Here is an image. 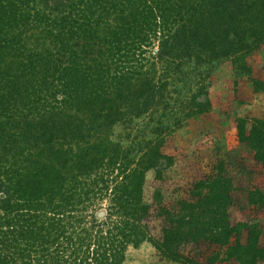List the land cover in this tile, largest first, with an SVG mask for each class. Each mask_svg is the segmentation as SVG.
<instances>
[{
	"label": "trees",
	"instance_id": "16d2710c",
	"mask_svg": "<svg viewBox=\"0 0 264 264\" xmlns=\"http://www.w3.org/2000/svg\"><path fill=\"white\" fill-rule=\"evenodd\" d=\"M261 42L264 0H0V264H123L145 240L181 264H204L183 252L202 243L262 257L258 228L242 246L229 221L225 176L160 205L156 236L142 193L167 122L209 107L186 90L205 88L200 66ZM237 133L264 162V120Z\"/></svg>",
	"mask_w": 264,
	"mask_h": 264
},
{
	"label": "rangeland",
	"instance_id": "374dc122",
	"mask_svg": "<svg viewBox=\"0 0 264 264\" xmlns=\"http://www.w3.org/2000/svg\"><path fill=\"white\" fill-rule=\"evenodd\" d=\"M233 59L223 58L208 67L200 66V70L208 71V75L202 73L201 76L205 88L191 84L193 88L186 90H198L202 98V92L206 93L208 109L177 127L173 125L174 119L168 121L170 131L157 139L156 145H160L158 148L164 158L156 169L145 172L142 185L143 201L149 205L146 223L153 236L160 233L157 214L160 205L176 210L178 200L190 198L195 183L221 174L228 179L230 189L229 221L243 229L239 242L247 246L251 228H258L256 245L264 250V162L255 157L254 151L237 133L240 121L248 130L251 119L264 120V93L260 90L264 88V42L247 50L241 58ZM191 67L188 79L199 80ZM134 124L138 129L153 126L147 116L136 119ZM116 134L122 135L119 126L115 127ZM106 203L103 201L102 207L105 208ZM234 238L233 235L229 244H234ZM229 249L227 245L202 243L185 247L183 252L204 264H245L230 256ZM261 256L252 257L246 264H264V253ZM123 264L181 263L162 257L152 243L145 240L138 246L128 245Z\"/></svg>",
	"mask_w": 264,
	"mask_h": 264
}]
</instances>
